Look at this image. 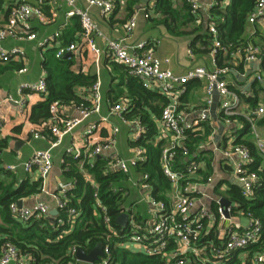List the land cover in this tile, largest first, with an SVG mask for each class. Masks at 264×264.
Returning a JSON list of instances; mask_svg holds the SVG:
<instances>
[{"label": "built area", "instance_id": "1", "mask_svg": "<svg viewBox=\"0 0 264 264\" xmlns=\"http://www.w3.org/2000/svg\"><path fill=\"white\" fill-rule=\"evenodd\" d=\"M69 7L66 16L76 15L79 18L81 33L79 39L85 47L94 55L95 60L99 61L102 55V48L97 44L96 37L102 36L99 26L91 14V8L96 7L100 10L103 17H108L114 10L113 0H82L78 4L76 0H64ZM193 13L199 12L201 8L200 0H186ZM37 5H31L25 2L16 3L11 7L5 25L0 27V62L11 60H25V52L21 47L13 46L7 48L3 45L6 37L15 39H35L36 35L32 31L30 18L34 15L40 22H46L47 17L41 9L42 0H36ZM226 0H217L214 4H221ZM148 3V0H147ZM153 6V3H150ZM212 5L208 6V9ZM144 17H150L149 10L143 6ZM136 12V11H135ZM135 12L124 24L125 35L119 38L106 39L105 53L107 52L111 60L124 65L128 72L137 77L142 85L148 89L157 90L166 97V104L163 106L161 114L157 120L158 137L168 138V144L161 149L160 163L163 174L171 184V190L168 191L164 199H157L151 195L148 174L140 173L137 178L128 180L132 185L137 186L143 191V199L147 200L150 206L151 220H143L136 217L135 213H128L126 224L122 230L110 227L106 236V241L111 237L117 238L116 244L119 247L126 248L129 245L137 247L139 253L148 256L158 257L161 264H226L234 257L235 251H242L250 244L257 243L264 235V220L250 218L248 225L242 229L239 217L242 211L236 209V203H223V196L217 193L215 196L207 195L201 187L212 185L213 178L209 175L201 176L198 172L201 165L195 156H192L190 148L186 145V138L189 133L200 134L203 129V123L208 119L210 106L212 103V93L216 89L221 97L220 105L224 120L226 123L238 122L237 116L242 117V113L236 108L239 99L228 88L224 79L229 71L228 66L217 67L214 70H208L205 67L197 66L190 68L184 75H176L170 69L163 68L161 61L154 55L157 39L140 40L135 43L127 41L128 35L136 25ZM248 21L264 23V0H257L253 11L248 16ZM208 30L213 35L215 54L216 48L223 52H228L230 46H223L216 37L217 30L213 23L208 25ZM60 36L56 31L48 38L38 42L39 46H51ZM78 48L77 43L71 42L68 45H58L55 57L73 54ZM189 55L192 52L188 50ZM233 57L241 56L247 62L255 61L260 57V50L257 46L248 45L245 48L236 47L231 51ZM19 73L26 71V67H20ZM260 79V76H258ZM189 79H205L204 102L205 106L196 109L180 108V97L186 91V83ZM100 82L95 81L90 89L89 95L83 97L87 104L81 103L79 106L69 108L68 115L61 113L60 106L53 102L50 105L52 117L46 123L51 132L52 139L46 149L36 150L28 160L16 164H6L4 168L15 172L18 167L25 171L36 169L40 178L46 175L52 169V149L60 144L64 136L72 131L81 122L87 120L93 114L100 112L102 97L100 93ZM31 90L36 93H45L46 84L44 76H40L36 82H23L18 88V92ZM89 103V104H88ZM130 106L127 98L112 103L105 115H101L100 122H109L111 116L118 117L122 123L134 126L131 141L136 140L144 131V127L137 120H127L123 113ZM76 110L77 114L72 115L70 111ZM66 112V111H65ZM264 114V105L258 106L255 110L248 111L243 115L251 124L253 135V144L258 153L264 154V135L254 127L255 115ZM45 125V124H44ZM237 125V126H239ZM95 124H88L84 133V147L77 149L69 146L66 153L74 158H80V169L87 170L85 165L92 164L95 156L105 150L108 151L114 146L116 134L119 133L118 126H111V131L102 139L93 140L90 137ZM2 126L0 124V131ZM235 128L234 130H236ZM34 138H43L44 135L37 130L32 131ZM233 136L229 137V145L223 150L224 155H237V160L232 163L233 177L241 185V194L250 196L253 186L258 179L257 171L264 175V167H259L256 171L250 169L252 156L249 148L242 143H233ZM133 155L129 158H122L117 154H112L107 158V166L110 170H117L129 173L137 162H142L147 157L145 147L130 145ZM203 147L199 144L195 152ZM182 155V167H175L174 161L176 154ZM190 158V159H189ZM88 176V179H87ZM85 179L94 189L95 205L100 213L106 212V207L98 197V185L93 180L88 171L84 175ZM92 178L93 181H89ZM72 185L69 182L60 181L58 183V192L52 196L56 198V209L64 208L66 201L60 199V195L66 192ZM224 187H221L223 189ZM44 190V188H43ZM212 204V205H211ZM197 209L193 211V208ZM9 209L13 216L22 221L32 218L48 217L50 207L43 201H39L31 207L19 206L17 202H12ZM67 221L73 225L77 211L75 208L66 210ZM103 219L109 222V217L103 215ZM59 223H63L58 219ZM217 229L214 237L211 236L213 229ZM111 244L106 243L103 248V255L100 257L99 264H109ZM77 247L72 246L68 254L72 258L76 255ZM28 255L18 253L17 248L11 242H5L0 249V264H31ZM66 264H72L68 261ZM250 264H264V250L252 255Z\"/></svg>", "mask_w": 264, "mask_h": 264}, {"label": "trees", "instance_id": "2", "mask_svg": "<svg viewBox=\"0 0 264 264\" xmlns=\"http://www.w3.org/2000/svg\"><path fill=\"white\" fill-rule=\"evenodd\" d=\"M125 1L129 10L128 18L136 11V7L144 6L150 12V17L147 20L160 23L171 35L191 34L192 38L189 45L190 50L195 55H206L215 48L213 35L208 28L206 29L202 25V22L196 24L197 13L191 11L186 0H148V3H143V0ZM113 2L114 11H117L123 0H113ZM256 2L257 0H231L224 7L215 6L211 9L210 17H212L211 21L217 30L216 37L223 46H230L226 56H223L220 48H216L214 55L218 66L223 67L221 66L224 65L223 60L226 61L230 58L231 51L236 47L243 49L248 46L241 35ZM150 3H153L152 7ZM12 6L14 4L7 6L4 11L5 16ZM44 10L47 11V8L45 7ZM76 33L79 37L81 26L79 18L74 15L70 17L66 29L62 31L61 42L76 43ZM56 43L54 46L61 45H56ZM55 49V47H50L44 52L42 64L46 70V91L43 96L44 99L35 103L29 113V120L35 124L44 123L51 119L50 105L53 102L63 108L70 105L79 106L81 103L87 104L84 98L79 95L77 88L80 86L89 88L95 80L93 75L84 74L74 69L73 54L56 58ZM111 64L119 76L112 75V80L117 78L118 81L109 88L108 96L111 103H115L121 99L119 97L122 94L127 95L123 98L129 100L130 106L123 113V116L127 120L139 121L144 127L140 137L130 141V145L145 147L146 159L132 166L129 173L110 170L107 161L104 162L99 157L91 159L93 160L92 164L85 165L88 173L93 176L95 183H97L98 197L106 207V212L100 213L95 205L94 189L79 169L80 158H74L73 155L65 153L61 164V173L64 181L72 185L60 195V199L66 201L65 207L57 209L54 221L49 217L22 221L13 216L9 209L10 203L42 192L43 181L41 178L34 179L28 173L11 172L4 168L3 155L8 147L9 138L0 134V249L1 245L8 241L15 245L19 254L28 255L31 258V264H66L73 260L72 255L68 254L70 247L75 246L89 252L98 242L102 243V246L109 242L111 244L109 264H161L158 257L131 253L114 245L117 242L115 237L106 241L108 232H111L110 227L119 229L115 219L126 209L129 194L127 183H129L130 177L135 178L134 174H148L151 195L157 199H164L171 186L161 169L160 153L163 140L158 137L157 125L162 108L166 104V97L157 90L145 88L135 76L128 72L124 65L115 61H111ZM16 66L20 65L15 64L13 67ZM7 68L0 63V73ZM244 100L252 104L256 103V97H244ZM179 107L185 108L181 104V100ZM237 119L243 121L241 134L249 132L250 123L240 116H237ZM258 124H264V116ZM45 127L48 125L43 128ZM209 133L210 129L203 126L200 134H188L186 145L190 148L192 155L197 146L208 139ZM242 142L249 148L251 156L254 158V163L250 165V169L256 171L257 165L262 160V154L257 152L253 142L249 140H242ZM181 161L182 155L178 152L175 156V167H182ZM257 173L258 179L250 196H244L240 189L233 186L231 197L236 203L238 211L263 221L264 175L260 171ZM68 208H75L78 213L73 225L67 221L66 210ZM103 215L109 217V222L104 221ZM58 219L63 223H59ZM242 250L248 251L249 255L262 252L264 250V238L262 237L257 243L250 244ZM232 259L226 264H240L238 260Z\"/></svg>", "mask_w": 264, "mask_h": 264}, {"label": "crops", "instance_id": "3", "mask_svg": "<svg viewBox=\"0 0 264 264\" xmlns=\"http://www.w3.org/2000/svg\"><path fill=\"white\" fill-rule=\"evenodd\" d=\"M76 1L78 4H82V0ZM226 1L227 2L222 3V5H214L217 0H200L201 8L199 12H197L196 24L202 22V25L207 29L208 25L212 23V17H210L211 9L215 6L224 7L228 5L231 0ZM19 2L37 5L36 0H0V27L6 23L9 12L7 16H5L4 11L7 6H11L13 4L15 5ZM143 3H147V1L145 2L143 0ZM210 5H212V8L208 9V6ZM40 6L44 15L47 17V21L40 22L34 15L31 16L30 24L32 31L36 35L35 39H15L9 36L3 40V45L5 47L11 48L13 46H18L25 52V60L23 61L11 60L5 63L0 62L2 66L8 67L4 72L0 73V124L2 126L0 134L9 138L8 147L3 155L4 165L21 163L28 160L36 150L48 148L50 140L53 136L48 127L43 128L49 120L40 124H35L29 120V113L32 106L43 100L45 93L39 94L31 90H24L22 93H19L18 88L20 84L25 81L36 82L42 75L45 78L46 70L42 64L44 52L50 47H55L56 52L58 46H54V44L57 41L56 45L70 44V42L62 43L60 37L62 35V31L66 29L69 19L72 16H66V12L69 7L64 0H42ZM45 7L47 8V11L44 10ZM142 8L143 6L136 7V25L128 35V42L135 43L140 40L147 41L157 39L159 42L155 46L154 55L161 61L163 68L170 69L176 75L182 76L190 68L197 66L205 67L208 70H214L215 68L220 67L216 64V56L211 52L206 55L198 56L190 50L189 44L192 38L191 34L178 36L171 35L160 23L147 20L144 17V10H141ZM91 14L102 32V36L96 37L97 44L103 50L102 55L99 61H96L94 55L85 47L84 43L78 39V33H76L75 37L78 48L73 53L72 59L74 60V69L79 70L84 74L93 75L95 77L94 82H100V93L102 97L100 112L98 114H93L87 120L81 122L66 136H64L59 145L52 149V169L46 177L41 178L44 190L38 194L23 198L21 200L23 206L31 207L37 202L43 201L50 207V209H56V198L53 197L52 194L58 192V183L60 181H64L61 173L63 155L66 153L69 146L77 149H83L85 142L83 133L88 124L96 125V128L90 137L93 140H100L104 138L110 133L111 126L119 127V133L116 134L114 146H112L108 151L105 150L95 157H99L100 160L106 162L108 156H111L112 154H117L122 158H129L133 155L130 147V141L133 136L134 126L122 123L118 117L111 116L109 118V122L105 123L100 122L101 120L99 117L101 115H105L112 104L111 99L108 96L109 88L118 81L117 78L113 81L112 75L114 74L116 77L119 76V73L114 71L112 68L111 61L113 60L110 59L107 52H104L106 39H116L125 35L124 24L129 19V10L127 8L126 1L123 0L117 11L113 10L111 15L108 17H103L100 10L96 7L91 8ZM56 31L60 32V36L51 46L44 47L38 45V42L48 38ZM241 38L244 39V42L248 45L257 46L260 50V57L255 61L247 62L244 58L242 59L241 56L233 57V55H231L226 61L223 60L224 65L221 66L229 67V71L225 75L224 79L227 82L228 88L239 99L236 109L242 113V118H245L243 115H245L248 111L255 110L258 106L264 105V23L259 21L250 23L247 21ZM188 50L192 52V55H189ZM221 52L223 56L228 54V52ZM15 64L20 66L13 67ZM23 66L26 67V71L19 73L17 71L18 68ZM258 76H260V79ZM205 83V79L188 80L185 85L186 91L180 97L181 104L186 109H199L205 106L203 92ZM90 87H78L77 90L79 95L87 97L89 95ZM214 94L215 93L213 92L211 105L214 102ZM123 97H127V95L122 94L119 98L122 99ZM244 97H256V103L252 104L245 101ZM220 101L221 97L217 92L216 106L213 110L210 106L208 119L203 123L204 128L207 127L210 129L208 139L202 143L203 147L193 155L197 158L201 165V169L198 173L203 177L210 175L214 181L212 185L206 184L201 187V190L210 196H215L217 193H221V196H223L222 201H229L228 203H232L233 199L231 195L233 186L241 189V185L237 184L239 182L232 174V163L237 160V155L233 154L231 156H226L224 155L223 150L230 144V136L234 137L233 143H243L242 140H249L253 142V135L251 132V124L249 132L244 133L243 135L241 134L243 128V121L241 119H238L241 126L236 122H225ZM72 106L74 105H70L69 108ZM60 108L63 115H68L69 108ZM70 112H72V115L77 114L76 110ZM263 116L264 114L255 115L253 125L258 132L264 135V124H258ZM235 128L237 129L234 130ZM44 129H46V131H44ZM33 130H37L39 133L43 134L44 137L34 138L32 135ZM216 135L219 136L217 141L215 139ZM161 140H163V147L168 144L167 137L161 138ZM16 141H20V144L17 147H15ZM181 163H183V159ZM253 163L254 158H252L251 164ZM257 167H264V154H262V160ZM16 172H20L21 174L28 173L34 179L40 178V174L35 168L30 171H25L21 167H18ZM86 172L87 170H83V175H85ZM138 176L139 174H134L135 178ZM93 180L92 178L89 179V181ZM127 187H129V194L126 209L123 210L122 213H127V218L128 213H135L140 219L148 221L151 220L152 215L150 213V206L147 200L143 199V191L137 186L132 185L130 182L127 183ZM221 187L224 188L221 189ZM169 190H171V186ZM196 209L197 206L193 208V211ZM250 218V216L243 213L239 217L242 229L248 225ZM117 224L119 225L118 230H122L126 223L124 225L119 223ZM215 231H217V229L214 228L211 232V236H217V233H214ZM262 237L264 238V235H262ZM114 245H117L116 242ZM122 249L131 253H139L137 247H133L131 245ZM252 255H249V252L244 250L235 251L232 260L236 259L240 262V264H250ZM71 261L72 264H99L100 258L94 263H89L78 260L75 255ZM192 264H195V262H192Z\"/></svg>", "mask_w": 264, "mask_h": 264}, {"label": "water", "instance_id": "4", "mask_svg": "<svg viewBox=\"0 0 264 264\" xmlns=\"http://www.w3.org/2000/svg\"><path fill=\"white\" fill-rule=\"evenodd\" d=\"M145 2L147 0H144ZM215 94H214V102L213 104L211 105V109L213 110L215 108V103L217 101V90L215 89L213 91ZM213 116H214V113H213ZM219 136L216 135V141L218 140ZM20 144V141H16L15 142V147H17L18 145ZM237 183V182H235ZM237 184H240V183H237ZM225 204H227L229 201H223ZM18 205L21 206L22 205V201L19 200L18 201ZM57 214V209H50L49 211V215L48 216L49 218H51L53 221H54V216ZM116 222L119 223V224H122L124 225L127 221V213H121L120 215H118V217H116ZM102 243L98 242L94 248L89 251V252H85L82 248H78L77 249V252H76V258L78 260H81V261H85V262H89V263H94L95 261H97L100 256L103 255V249H102Z\"/></svg>", "mask_w": 264, "mask_h": 264}]
</instances>
